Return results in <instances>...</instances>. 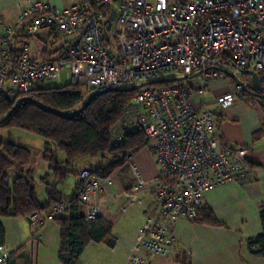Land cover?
I'll return each mask as SVG.
<instances>
[{
  "label": "built area",
  "instance_id": "2783aa9c",
  "mask_svg": "<svg viewBox=\"0 0 264 264\" xmlns=\"http://www.w3.org/2000/svg\"><path fill=\"white\" fill-rule=\"evenodd\" d=\"M17 10L15 25L0 16V94L10 100L23 98L38 84L60 82L64 74L66 85L80 87L87 95L174 74L197 78L196 89L177 82L136 90L113 131L116 144L133 131H143L145 148L159 168L158 176L146 181L134 155L127 158L136 182L122 210L141 203L137 195L147 190L159 210L145 220L126 264H152L155 257H167L175 241L173 226L180 219L195 222L210 190L245 183L252 176L247 151L221 142L219 117L195 106L193 95H206L213 80H228L226 72L249 86L241 72L264 71V0H84L66 8L18 1ZM112 10L116 16L107 29ZM17 29L29 36L55 32L60 56L35 60L25 44L15 58L12 41ZM240 92L234 83L216 104L225 110L240 99ZM112 184V176L99 178L89 168L77 175L75 195L85 208L86 225L100 216L99 196ZM67 210L68 205L59 204L26 216L33 239L39 240L43 228ZM12 256L10 250L3 251L0 264H8Z\"/></svg>",
  "mask_w": 264,
  "mask_h": 264
},
{
  "label": "crops",
  "instance_id": "0c3cea01",
  "mask_svg": "<svg viewBox=\"0 0 264 264\" xmlns=\"http://www.w3.org/2000/svg\"><path fill=\"white\" fill-rule=\"evenodd\" d=\"M26 4L42 1L49 5L66 8L82 3L84 0H0V16L10 25H15L18 10L17 2ZM2 32L0 30V47ZM28 46L30 56L38 61L52 60L60 56V40L55 32L44 30L37 36H29L23 29H17L12 41L16 54H21L24 45ZM2 63L0 55V65ZM263 87H264V78ZM52 82H44L36 87H55ZM209 90L203 97L197 92L193 103L215 113L220 119L219 138L221 142L234 149L247 151L245 160L252 169L251 178L245 183L232 182L210 190L205 196V210L211 211L219 225L208 222H190L180 219L172 228L175 241L167 257H155L152 264H264V258L254 256L247 247V242L263 233L260 209L264 206V109L257 99L238 100L229 108L222 110L216 104V98L232 91L230 80L217 79L209 83ZM5 142L13 141L22 133H9L0 129ZM13 139V140H12ZM46 143L39 148L35 166V189L41 203H47L45 187L41 179L47 174V163L40 159ZM31 148V147H30ZM62 162L63 155H59ZM144 180L151 181L159 174V168L151 151H140L134 155ZM126 173L113 175V184L99 196L103 219L110 227L108 239L116 237L117 243L108 240L90 243L86 246L77 264H126L132 248L139 239L141 228L147 217L155 215L159 203L150 190L137 195L141 203L127 206L131 191L136 182L128 166ZM41 169L38 174L37 169ZM87 167L81 168V170ZM80 170V171H81ZM79 171V172H80ZM76 172L70 188L71 196L75 193ZM18 171L14 169L12 180ZM62 185V184H61ZM59 190L65 192L62 186ZM71 197V198H72ZM70 200V199H69ZM82 214L85 208L82 206ZM0 225L4 230V240L0 241V253L12 252L8 264H61L58 259L60 249V227L56 221L49 222L42 231L39 240L33 239L34 229L27 217H2Z\"/></svg>",
  "mask_w": 264,
  "mask_h": 264
},
{
  "label": "trees",
  "instance_id": "16d2710c",
  "mask_svg": "<svg viewBox=\"0 0 264 264\" xmlns=\"http://www.w3.org/2000/svg\"><path fill=\"white\" fill-rule=\"evenodd\" d=\"M13 53L16 58L18 54ZM258 74L262 80L264 71H258ZM228 80L235 83L229 77ZM176 83H161L153 87L173 86ZM83 92L80 87L70 84L62 87H36L23 95V98L34 99L55 112L25 101L0 124V129L9 133L28 132L42 137L46 146L40 159L48 165L47 174L41 179L47 197V203L43 204L35 189V166L39 160L32 148L0 140V218L26 217L55 205H68L67 214L55 220L60 227L58 259L61 264H77L90 243L108 240L113 244L114 241L108 239L110 227L103 219L98 217L86 225L81 212L82 205L75 193L70 200H65L59 185L74 174L73 167L77 162L87 158L98 159L100 165L90 170L93 175L105 179L127 166L128 156L135 155L146 147V137L141 130L125 135L119 144L113 139V131L124 118L136 91H104L78 112L90 96L86 97ZM239 98L254 99L243 92L239 93ZM16 100L0 94V120L8 115ZM257 100L264 109V101ZM59 155L65 157L64 162ZM11 169L18 171L13 180L9 176ZM260 220L263 233L250 239L247 247L252 255L264 258V206L260 209ZM195 222L219 225L213 213L205 208ZM3 240L4 230L0 225V241Z\"/></svg>",
  "mask_w": 264,
  "mask_h": 264
},
{
  "label": "water",
  "instance_id": "95a60500",
  "mask_svg": "<svg viewBox=\"0 0 264 264\" xmlns=\"http://www.w3.org/2000/svg\"><path fill=\"white\" fill-rule=\"evenodd\" d=\"M115 16H116V11L115 10H112L109 18L106 21V23H107V29L110 28L111 22L115 19ZM226 74H227V76L229 78H231L235 82V84L237 86L240 87L241 92L246 93L247 95H250L253 98H257V99H260V100L264 101V94H262V92H263L262 80H261L258 72L253 71V70H243L241 72V74H242L243 77H246V78L249 79V83H250L249 86L246 85L239 76H237V75H235L233 73H230V72H226ZM180 80H181V78L158 79V80H153V81L145 82L143 84H140V85H137V86H133V87H130V88H126V89L111 88V89H108V90H105V91H126V92H131V91L139 90V89H141L143 87H146V86H153V85L161 84V83L180 82ZM102 92H104V91L96 92V93L91 94L89 96V98L87 99V101L85 102L84 106L78 112H81L84 108H86L91 103V101L97 95H99ZM25 101L34 102V103L40 105L41 107H43V108H45V109H47L49 111H54L50 107L45 106L44 104L39 103L38 101H36L34 99H31V98H19L18 100H16L14 107L8 113V115L5 118H3L2 120H0V124L3 123V122H5L12 115V113L18 108V106L21 103L25 102Z\"/></svg>",
  "mask_w": 264,
  "mask_h": 264
},
{
  "label": "rangeland",
  "instance_id": "374dc122",
  "mask_svg": "<svg viewBox=\"0 0 264 264\" xmlns=\"http://www.w3.org/2000/svg\"><path fill=\"white\" fill-rule=\"evenodd\" d=\"M165 78H181L180 84L184 86H189L193 89H196L199 84L197 78L191 77V76L187 77V76H180L179 74H174L171 77H163L162 79H165ZM60 82H52L51 84H53L55 87L65 86L66 85L65 74L62 75V79ZM126 88L128 87H122V89H126ZM83 93L86 95V97H88V95L85 92ZM2 135L3 134L0 131V139ZM18 135L19 137L15 136L14 138L15 142L19 143L20 145H26V146L31 147L35 156L37 157V152L39 151L38 149L42 148V145L45 143V140L42 137H39L37 135L31 134L28 132H23L22 134H18ZM144 150H147L150 152L149 148H144L142 151ZM99 165H100V161L98 159H90V158L84 159L75 164V166L73 167L74 174H71L69 178L61 185L63 191L66 194L65 197L67 198V200L71 199L72 197L70 193V188L72 186V182H73L76 172H79L81 168L83 167H87L89 169H96ZM13 172H14V169H11L9 171V176L11 177V180H12ZM41 172H42L41 169L38 168L36 173L40 174ZM118 173H126L128 176L130 175V172L128 173V169L126 166L120 169Z\"/></svg>",
  "mask_w": 264,
  "mask_h": 264
}]
</instances>
